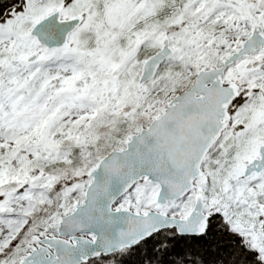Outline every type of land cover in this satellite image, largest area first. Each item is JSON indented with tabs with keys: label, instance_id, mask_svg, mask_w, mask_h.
I'll use <instances>...</instances> for the list:
<instances>
[{
	"label": "snow or ice",
	"instance_id": "obj_1",
	"mask_svg": "<svg viewBox=\"0 0 264 264\" xmlns=\"http://www.w3.org/2000/svg\"><path fill=\"white\" fill-rule=\"evenodd\" d=\"M0 264H264V0H0Z\"/></svg>",
	"mask_w": 264,
	"mask_h": 264
}]
</instances>
